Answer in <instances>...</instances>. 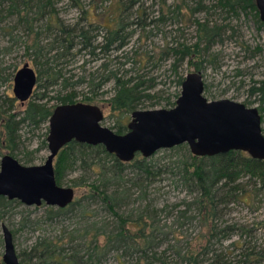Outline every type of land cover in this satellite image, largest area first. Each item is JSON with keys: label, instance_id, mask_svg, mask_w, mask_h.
Segmentation results:
<instances>
[{"label": "rangeland", "instance_id": "1", "mask_svg": "<svg viewBox=\"0 0 264 264\" xmlns=\"http://www.w3.org/2000/svg\"><path fill=\"white\" fill-rule=\"evenodd\" d=\"M134 1L50 0L56 11L55 24H62L71 30H87L92 39L91 45L96 49L95 56L90 55L88 49H79L80 40L76 38L74 43L78 45L70 51V56L56 66L51 62L48 64L61 71L62 77L68 79L69 84L83 80V84L66 89L64 93L73 91L76 103H84V97L90 98L84 104L100 108L103 114L102 127H126L130 120V115H121V112L111 109L109 101L115 93L112 80L98 88L91 86L100 83L109 72L115 73L122 80L139 77L146 87L151 86L147 92L157 98L143 101L137 111L173 108L168 103L175 102L180 95L181 88L177 80L195 71L188 67L186 59L177 72H173L171 65L176 57L171 51L183 50V47L194 49L193 46L198 42L195 21H207L209 26L224 28L220 32L221 43L207 50H204V44L199 43L203 59L195 58L194 63L202 67L200 74L204 82V97L207 101L230 100L248 108H258L259 103L249 96V90L254 83L264 81V28H258L251 14L229 16L213 8L216 0ZM199 1L208 11L191 14L190 9ZM178 5L181 6L179 15L174 11ZM120 22L126 24L125 32L130 36L120 51L104 54L100 49L104 42L103 36L108 29H116ZM6 23L12 29L10 34H6L1 31L5 22L0 24V49L10 48L8 53L0 51V70H4L3 75L6 77L0 83V159L12 154L23 166H40L48 156V121L38 126L27 121L19 122L27 105L44 93L42 88L45 79H38L37 73L41 68L36 66V62L44 60L54 32L47 35L43 29L46 20L34 23V32H41L38 39L32 33L27 34L15 17L9 18ZM36 44L42 47L37 60L34 50L28 52L26 49ZM25 65L34 70L38 80L32 96L22 105L14 98L13 78ZM103 65L107 66L106 71ZM59 90L58 85L48 89L47 97H55ZM46 104L54 108L58 102L47 100ZM10 117L19 123L14 153L5 145L4 125ZM261 130L264 136V119ZM188 153V147L160 150L146 159L153 175L148 177L144 172L127 166L106 186L101 175L76 167L64 174L60 187L71 188L74 201L79 203L63 213H57V208L44 204L26 206L18 200L2 198L11 203L6 208L0 206V263L4 253L3 225L12 234L15 253L21 264H35L31 260L36 256L32 249L39 242L56 246V251L63 255L79 251V255L87 257L89 252H86V247L94 240V235L99 254L93 256L90 264H179L178 254L182 256L190 247L193 250L199 249L201 264H216L214 257L219 255L227 264H241L238 263L239 254L245 245L254 248L255 253L264 255V195H253L252 186L245 187L246 192L240 193L237 201L221 207L223 216L213 222L218 229L233 227L232 235L226 239L219 240L218 236L209 235L208 224L203 223L196 210L191 211L188 219L179 218L178 212L194 197L188 192L181 174ZM136 158L144 159L139 154ZM101 165L105 169H116L108 158ZM240 181L241 185H245V178ZM90 185H97L101 190L106 187L107 192L118 201L115 212L123 218L129 221L142 218L154 226L155 238L152 247L146 251L148 259L142 258L137 247L129 250L117 247L114 250L115 245H106L107 235L117 228L118 223L101 200L89 198ZM207 240L210 241V254H206L205 249L201 251ZM93 247L94 244H91L90 249Z\"/></svg>", "mask_w": 264, "mask_h": 264}, {"label": "trees", "instance_id": "2", "mask_svg": "<svg viewBox=\"0 0 264 264\" xmlns=\"http://www.w3.org/2000/svg\"><path fill=\"white\" fill-rule=\"evenodd\" d=\"M134 2V0H131V3ZM213 8H218L221 12L232 17H237L241 13H244L247 16L248 14H251L258 28H264L262 23L259 21L258 11L253 0H216V5L213 6ZM174 11H176L179 15L181 12V6H176ZM207 11L206 7L201 4V1L196 2V6L190 9L191 14ZM55 13V8L50 4V0H0V24L5 22V25H3L1 29L4 33H11L12 28L10 29V24L6 23V21L11 17H15L18 24L23 25L22 27L25 31H27V34L32 33L37 39L40 37L41 32H34V23L46 20L47 23L44 25L43 29L48 36H50L51 31L54 32V36L51 38V43L49 44L50 46L44 54V60L36 62L38 64L36 66L41 68V70L37 73L39 77L38 79L40 81L45 79V85L42 88L44 93L38 96L36 101H31L27 105V108L23 112L24 115L21 122L19 123L27 121L32 125L38 126L40 123L47 122L49 120L52 111L57 106L76 103L75 93L73 91L69 93L64 92L67 91L66 89L74 88L76 85L83 84V80L69 84L68 79H64L62 77L61 71L55 70V66L58 62L63 61L64 58L70 56V51L78 45L74 43L76 38L80 40L79 46L81 47L79 49H88L90 51L89 54L95 56L94 51L96 47H92L91 45L92 39L89 37V32L83 29L71 30L62 24H55ZM195 25L198 42L193 46L194 49H184L183 47V50L171 51L173 52L172 55L176 57V60H174L171 65L173 72H177L176 70L181 67L183 62L187 59L188 67L193 68L196 73H200L202 67H200L199 63H194L195 58L203 59L201 55L202 50H199V43L204 44V50H207L222 42L220 32L224 29L223 27L209 26L207 21H195ZM125 31L126 24H123L122 22H120L116 29H108L106 35L103 36L104 42L101 43V51L104 54L110 53L114 50L120 51L130 36V34ZM36 45H31L26 49L28 52L30 49H33V53L37 57V60L40 56L39 54L42 53V47ZM0 51L8 53L10 48L4 47L1 48ZM168 51L169 50H167V52ZM51 53H54V55H50ZM49 62L53 63L55 66L51 67L48 64ZM106 69L107 66L103 65V70L106 71ZM3 71L4 70H0V83L6 80V77L3 75ZM183 79L184 78L180 77L177 80L178 86H181ZM110 80L114 83L115 93L109 101V104L112 111H119L121 112V115H131L132 112L136 111L142 105L143 101H151L157 98L147 92L150 90L151 86L146 87L145 82L140 80L139 77L136 79L130 78L122 80L113 72L106 74L97 85L91 86L98 88ZM56 85L60 88L56 96L47 97V93H49L48 89H52V87ZM92 91H94V89H92ZM92 91L90 93H92ZM249 96L258 101L259 106L256 109L258 110L261 121L263 122L264 81L254 83L249 90ZM47 100H55L58 102V105L54 108L47 107ZM87 101H90V98L84 97V100H82L84 103H87ZM41 102H45V104H42ZM175 102H169L168 106L174 107ZM11 117L4 125V133L5 145L11 153H14L16 149V133L18 131L19 123H16ZM110 130L117 135H123L127 132V126L117 125L112 127ZM180 148L186 149L187 146L180 145L173 149ZM10 156H12V154H10ZM12 157L14 158V156ZM105 158H108L111 162H113V167L116 168L115 170L105 169L102 165L100 166V163L102 164V161H104ZM129 163H122L118 161L113 155L106 153L102 146H88L85 144L70 142L59 151L54 160L53 167L55 181L56 184L60 186V182L64 174L73 171L76 167L88 170L93 174L101 175L100 177L104 178V186L111 182V180L114 179V176L118 172L123 171V169L127 166L134 167L135 169L144 172L148 177L153 175L149 166L150 164H148L146 159L138 160L135 156L134 160L131 161L130 164ZM181 174L183 181L188 187V192L194 197L191 202L184 205L183 210L178 212L179 218L188 219L191 211L196 210L201 215L203 223L208 224L207 228L209 230V235L212 237L218 236L219 240L220 238L226 239L230 237L233 231V227L226 226L218 229V227L214 225L213 222L220 220L221 216H223L220 212V208L237 201L240 196L239 194L246 192L247 189H245V187L247 188L252 186L251 191L253 195L255 193H262L264 195V161L251 159L243 152L230 151L226 154L213 157H194L188 153V160L183 162ZM107 175L109 176L107 177ZM242 178L246 179L245 185L240 184V180ZM105 188L101 190L97 185H90L89 187V198L101 200L118 223L117 228H115L114 231L112 230L110 234L107 235V244H105L112 247L115 245L114 247L116 248L114 250H116L117 247H119L118 249L124 247L128 250L131 247H137L140 250L139 251L137 249V252L141 253L142 258L148 259L146 257V251L147 248L152 247V243L155 238L153 233L156 229L152 224H147V222L142 218L129 221L117 214L115 212V207L118 201L115 196L108 193ZM10 203L11 202L0 198V206L2 208H6V205ZM78 203V201H73V203L66 208L57 209L56 212H67ZM95 237L96 235L92 237L94 240L86 247V252H89L86 254L87 257L82 254L79 255V251H73L69 255H63L56 251V246H52L47 242H39L32 249L33 252L36 253V256H34L31 260H34L35 264H90L89 261L93 258V256L99 254L98 247L95 245ZM91 244H94L92 249H90ZM209 244L210 241L207 240L205 246H202L201 251L205 249L206 254H210ZM198 250H193L190 247L183 253L182 256L178 254L180 257L179 264H201L202 261L198 256ZM255 252L254 248L249 247V245H245L241 248L238 263H264V255ZM214 259L216 264H227L226 260L222 261L221 255L214 257ZM162 263L167 264L165 262Z\"/></svg>", "mask_w": 264, "mask_h": 264}, {"label": "water", "instance_id": "3", "mask_svg": "<svg viewBox=\"0 0 264 264\" xmlns=\"http://www.w3.org/2000/svg\"><path fill=\"white\" fill-rule=\"evenodd\" d=\"M264 26V0H253ZM36 74L27 65L13 78V95L22 105L32 96ZM172 109L134 111L127 132L117 135L102 127L100 108L84 104L59 105L48 120V156L40 166H23L10 155L0 159V198L26 206L64 209L74 201V191L56 184L54 160L70 142L102 146L122 163L136 155L150 158L160 150L186 145L194 157H213L238 151L264 161V136L256 108L230 100L207 101L200 73H188ZM4 253L0 264H20L11 232L1 227Z\"/></svg>", "mask_w": 264, "mask_h": 264}]
</instances>
